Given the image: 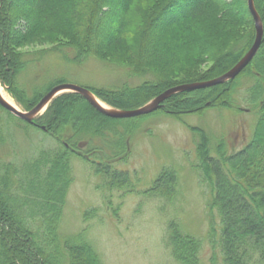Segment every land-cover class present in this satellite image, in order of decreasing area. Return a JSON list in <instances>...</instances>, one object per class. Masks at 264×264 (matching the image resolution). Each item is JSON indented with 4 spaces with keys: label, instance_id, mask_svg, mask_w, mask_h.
Masks as SVG:
<instances>
[{
    "label": "trees",
    "instance_id": "trees-1",
    "mask_svg": "<svg viewBox=\"0 0 264 264\" xmlns=\"http://www.w3.org/2000/svg\"><path fill=\"white\" fill-rule=\"evenodd\" d=\"M254 3L264 26V0ZM113 4L118 6L117 15ZM247 4V0H157L149 6L143 0H0V82L23 111H31L54 87L67 83L52 78L49 71L42 77V70H35L34 80L23 85L21 78L31 65L53 56L69 66L91 59L116 64L108 57L127 63L129 74L142 81L84 88L114 109H139L169 89L213 80L232 69L256 37ZM242 21L251 27L241 37L225 27ZM53 34L61 38L54 48L18 51ZM211 61L209 68L200 70ZM239 91L257 116L250 140L236 149L212 126L187 125L195 144L192 166L208 186V206L216 214L207 240L210 264H264V39L237 78L177 93L148 115L110 118L73 92L58 96L32 124L0 106V264H104L85 232L64 236L61 232L74 163H83L112 193L173 203L179 184L174 168L162 167L150 188L141 192L134 174L123 167L135 138L151 132L154 117L182 122L212 109L238 112ZM31 127L46 133L57 147L32 144L34 149L30 146L26 155L22 149L15 153L20 160L4 159L11 150L7 146L16 147L19 135L29 138ZM97 212L86 211L84 223ZM182 226L172 216L167 222L166 245L173 258L179 264H205L204 240Z\"/></svg>",
    "mask_w": 264,
    "mask_h": 264
},
{
    "label": "rangeland",
    "instance_id": "rangeland-1",
    "mask_svg": "<svg viewBox=\"0 0 264 264\" xmlns=\"http://www.w3.org/2000/svg\"><path fill=\"white\" fill-rule=\"evenodd\" d=\"M156 1L143 0V3L149 6ZM113 7L115 9L113 15H117L118 6L113 4ZM250 16L254 21L251 14ZM164 23L166 21L160 22L162 25ZM227 25L225 27H230V31H233L236 37L247 34L251 27V23L246 21L228 22ZM39 38L42 40L40 44L30 47L23 45L18 47V51L41 52L54 48V44L61 41L56 34ZM105 58L116 64L91 59L84 64L69 66L58 56H53L49 60L41 61L40 65L39 63L31 65L22 76L21 82L23 85H29V82L34 80L35 70H42V77L46 73L44 71H49L52 78H63L67 83L80 87H119L126 83L137 85L142 81L141 78L129 74L127 68H124V64L127 65V63ZM212 64V61L208 62L201 66L200 70L207 69ZM3 88L17 108L22 110L6 88ZM244 98L245 93L239 91L237 100L241 106L238 111L240 113L235 111L217 113L216 109H212L207 111L211 113L205 116L184 117L182 122L165 115L154 117L150 119L151 132L144 135L138 134L135 138L128 164L123 167L134 174L136 189L141 192L150 188L162 167L174 168L179 176V184L178 196L173 203L123 191L112 193L103 187V183L88 167L76 161L73 172L74 182L68 192L61 224L62 235L85 232L88 240L100 253L104 264H179L166 245L167 222L172 216L182 223L184 230L204 240L202 257L205 264H210L212 249L207 240L211 217H215L216 214L212 213L208 206L211 195L208 186L200 181L197 171L192 166V161L193 164L196 161L195 144L187 125L204 128L212 126L217 130V135H224L231 147L242 148L250 140L257 122V116L250 111L247 102L243 101ZM3 119L9 121L7 117ZM13 125L14 123L11 124L12 128ZM16 126L18 127L17 124ZM30 132L29 138H26L24 134L19 135L15 142L16 147L14 144L7 146L11 150L4 159L20 160L15 153L22 149L23 154L26 155L31 147L34 149L32 144L38 148L57 147L56 142L43 131L31 127ZM91 209H96L97 215L91 221L84 223V213ZM114 210H118L117 217Z\"/></svg>",
    "mask_w": 264,
    "mask_h": 264
},
{
    "label": "water",
    "instance_id": "water-1",
    "mask_svg": "<svg viewBox=\"0 0 264 264\" xmlns=\"http://www.w3.org/2000/svg\"><path fill=\"white\" fill-rule=\"evenodd\" d=\"M248 8L250 11V14L252 15L254 19L255 24V30H256V37L253 45L249 49V51L241 58V60L227 73L224 75L209 80L206 82H198V83H192V84H184L177 87H174L172 89L167 90L163 94L159 95L158 97L154 98L152 101H150L145 106L135 109V110H118L111 107L103 108L96 99H98L90 90L80 87L73 84H60L56 87H54L50 92H48L41 101L31 110V111H23L12 104H10L8 101H6L0 94V106H2L4 109L12 113L17 118L27 122V123H34V119L44 113L46 109L49 107V105L60 95L68 92L78 93L81 96H83L96 110H98L100 113H102L105 116H108L110 118L114 119H129V118H135L143 115H148L151 113L156 112L159 110L163 103L169 99L171 96L180 93V92H186V91H194L199 89H205L210 88L213 86L224 84L230 80H233L237 78L246 68L247 66L252 62L254 57L257 55L261 44L264 39V26L262 19L255 7L254 0H247Z\"/></svg>",
    "mask_w": 264,
    "mask_h": 264
},
{
    "label": "bare ground",
    "instance_id": "bare-ground-1",
    "mask_svg": "<svg viewBox=\"0 0 264 264\" xmlns=\"http://www.w3.org/2000/svg\"><path fill=\"white\" fill-rule=\"evenodd\" d=\"M0 94L6 101H8L13 106L17 107L16 104L12 101V99L6 94L5 89L3 88L1 82H0ZM96 100L103 108H108V106L104 104L102 101H100L99 99Z\"/></svg>",
    "mask_w": 264,
    "mask_h": 264
}]
</instances>
